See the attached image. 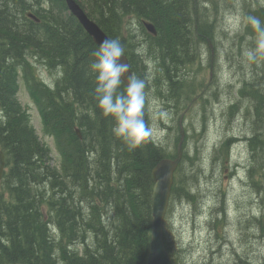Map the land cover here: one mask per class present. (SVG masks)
Instances as JSON below:
<instances>
[{"label": "trees", "instance_id": "trees-1", "mask_svg": "<svg viewBox=\"0 0 264 264\" xmlns=\"http://www.w3.org/2000/svg\"><path fill=\"white\" fill-rule=\"evenodd\" d=\"M76 1L109 39L119 38L127 46L131 71L140 78L149 70L143 69L135 49L147 45L145 57L155 68L150 84L154 77L158 85L155 97L172 102L183 96L178 106L183 111L197 94L201 99L203 81L195 83L196 72L190 66L202 69L200 49L213 42V31L195 0ZM246 13L264 22L263 5ZM127 18H135L137 31L144 35L138 43L124 25ZM141 21L151 23L156 36L149 35ZM246 31L255 39L249 25ZM96 48L64 0H0V150L6 163L0 181V264L146 263L152 220L150 172L162 159L175 158L180 129L172 152L165 141L150 138L130 149L115 137L113 118L97 107L96 78L90 69ZM37 67L52 75L53 82L43 81ZM258 73L260 83L257 76L242 87L253 101L254 131L248 138L253 155L264 151V65ZM19 80L38 108L43 133L54 140L61 157L58 168L49 165L51 150L40 142L18 101ZM227 114L232 117L231 110ZM231 142V137L223 140L217 154L226 159ZM185 160L192 164L195 158L183 151L169 204L180 196L195 199L185 180L177 177ZM259 169L253 166L249 176L260 177ZM250 180L255 189L261 187ZM263 219L256 224L261 232Z\"/></svg>", "mask_w": 264, "mask_h": 264}, {"label": "rangeland", "instance_id": "rangeland-1", "mask_svg": "<svg viewBox=\"0 0 264 264\" xmlns=\"http://www.w3.org/2000/svg\"><path fill=\"white\" fill-rule=\"evenodd\" d=\"M195 1L206 21L201 20L211 25L213 31V42L202 46V61L198 64L202 69H197V64L190 66L196 72L195 83L203 81L204 87L199 91L202 100L189 101L190 109L183 111L178 108L183 104V96L172 102L167 98L155 97L158 85L154 77L146 88L145 117L154 129L153 138L160 143L165 141L172 152L174 135L181 119L187 133V136L184 135V151L189 159L195 158L192 164L186 160L177 177L185 180L196 202H188L184 196L171 200L165 219L164 242L169 246L170 254L175 256L172 258L174 262L179 261L180 264H264V236L255 226L254 220L264 210V174L260 177L248 176L253 166L264 172V151L253 155L247 142L233 147L227 161L216 153L221 141L227 137L250 136L254 131L251 121L252 95L243 91L242 87L244 83L260 76L258 72L264 65V59L253 63L245 59L243 53L254 49L256 44L255 39L248 35L243 20L249 9L263 5L264 0ZM244 12L245 16H242ZM192 17L195 15L192 14ZM140 24L143 25V22ZM124 25L130 36L135 37L133 43L140 41L136 36H144L139 34L140 26L135 18H127ZM146 59L143 57L140 62ZM142 67L145 71L148 69L145 62ZM38 68L37 75L45 82H51L52 76L42 67ZM152 72L155 73L154 67ZM19 85L18 101L27 109L40 141L51 148V166L58 168L52 139L42 135L37 109L22 82ZM150 89L154 92L152 96ZM167 94L171 95L172 92ZM228 110L232 111L230 118L226 117ZM204 111L205 121L202 120ZM161 112L166 115L160 116ZM260 123L264 134V123ZM250 177L261 183L259 189L254 188ZM213 199H224L222 209L228 212L229 219L219 235L225 237L227 244L222 245L210 239L211 234L210 237L205 234V216L202 211L208 208L207 204H212ZM194 208L197 211L195 214Z\"/></svg>", "mask_w": 264, "mask_h": 264}, {"label": "clouds", "instance_id": "clouds-1", "mask_svg": "<svg viewBox=\"0 0 264 264\" xmlns=\"http://www.w3.org/2000/svg\"><path fill=\"white\" fill-rule=\"evenodd\" d=\"M239 18L237 23H239ZM243 22L249 25L255 33V48L246 50L243 55L249 63L264 59V22L256 16L244 17ZM142 40V37H137ZM138 56H146L147 45L141 43L135 49ZM94 57L90 65L91 72L95 74V97L97 107L105 117H112L115 137L125 142L130 149L139 147L154 136L153 127L145 120V107L147 101L146 88L151 79L152 61L146 59L149 74L145 78L134 75L130 65L126 62L125 48L119 38L105 39L92 52ZM125 78H127L125 80ZM123 91H120L121 85ZM165 116L166 113H159Z\"/></svg>", "mask_w": 264, "mask_h": 264}, {"label": "water", "instance_id": "water-1", "mask_svg": "<svg viewBox=\"0 0 264 264\" xmlns=\"http://www.w3.org/2000/svg\"><path fill=\"white\" fill-rule=\"evenodd\" d=\"M65 3L68 10L83 26L88 35L92 37L95 44L99 45L103 40L107 39L101 29L87 17L74 0H65ZM145 27L151 34L155 35V31L151 25L145 24ZM179 159L180 155L178 153L177 158L174 160H161L150 173V179L153 184L151 194L152 223L151 240L146 264H174L169 258L163 244L162 226L173 183V173ZM3 167L4 155L0 151V178L3 173Z\"/></svg>", "mask_w": 264, "mask_h": 264}, {"label": "bare ground", "instance_id": "bare-ground-1", "mask_svg": "<svg viewBox=\"0 0 264 264\" xmlns=\"http://www.w3.org/2000/svg\"><path fill=\"white\" fill-rule=\"evenodd\" d=\"M235 11H236V10H235ZM242 16H245V12H244V14H243ZM184 24H186L188 27H190L189 24H187V23H184ZM124 47H127V46H124ZM114 123H115V122H114ZM114 123H113V125H114ZM185 162H187V161H186V160L183 161V162L180 164V167L183 168V165H184ZM165 219H166V215H164L163 220H165Z\"/></svg>", "mask_w": 264, "mask_h": 264}]
</instances>
